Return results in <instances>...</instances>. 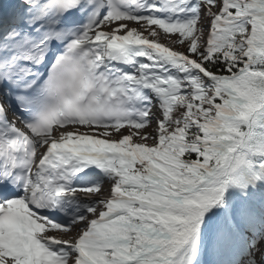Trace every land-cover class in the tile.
Here are the masks:
<instances>
[{
    "label": "snow or ice",
    "instance_id": "1",
    "mask_svg": "<svg viewBox=\"0 0 264 264\" xmlns=\"http://www.w3.org/2000/svg\"><path fill=\"white\" fill-rule=\"evenodd\" d=\"M0 264H264V0H0Z\"/></svg>",
    "mask_w": 264,
    "mask_h": 264
}]
</instances>
